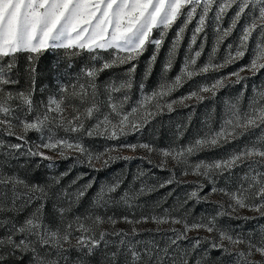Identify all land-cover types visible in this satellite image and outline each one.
Returning <instances> with one entry per match:
<instances>
[{
	"label": "snow or ice",
	"instance_id": "obj_1",
	"mask_svg": "<svg viewBox=\"0 0 264 264\" xmlns=\"http://www.w3.org/2000/svg\"><path fill=\"white\" fill-rule=\"evenodd\" d=\"M233 8L235 11L229 27L223 28L221 22ZM210 13L217 33V47L244 19L235 49L228 45L229 52L222 63H213L210 59L208 63L196 67L203 50L201 47L186 59L181 73L171 82L161 83L150 94L144 93V84L141 83L140 99L126 110L136 62L148 46L152 45L154 51L149 58L145 78L151 75L165 37L177 21L183 18L163 66L165 72L172 68L177 47L188 25L196 20L191 37V44H195L197 36L205 31ZM156 31H159V38H153ZM254 34L256 39L248 64L210 84L200 85L184 96L171 101L166 99L186 80L209 71H219L243 59ZM58 49H63L70 58L88 53L91 63L81 67L75 82H58L55 93L37 101L39 58L50 50ZM215 50L216 47L213 52ZM101 52H109L111 58L105 59ZM21 53L28 54V62L23 69L26 87L16 89L14 86L21 81L17 60ZM126 64L131 65L126 79L119 82L110 80L103 86L97 84L102 72ZM72 67L69 62L67 68ZM246 71L253 76L264 71V0H0V133L18 141L6 143L0 140V229L4 232L0 235V264H89V258L97 255L101 257L100 264H225L224 257H230L231 264H264V231L259 236L252 232L233 234L232 230L219 228L215 217L189 223L185 217L172 216L167 210L163 216L137 220L128 216H104L92 211L69 219L73 207L79 205L93 182L72 193L64 188L54 194L52 189L67 173L52 177L51 185H41L29 183L17 172L5 171L11 160H18L21 156L38 158V163L54 161V156L41 149L63 158H68V153H79L87 157L90 166L94 160L99 161L106 155L107 159L103 160L105 167L117 159H130L111 155L119 148L135 151L139 147L152 152L156 150L152 145L140 143L113 146L93 155L80 137L70 140L58 137L56 132L62 130L65 133H82L87 137L119 140L140 132L165 109L174 111L176 104L191 107L185 101L195 99L202 103L209 98L215 99L218 92L231 82L233 85L242 84V87L235 97L222 101L224 116L219 129L209 128L186 145L158 149L164 160L157 167L163 169L167 159L171 158L184 166L182 175H187V169L191 168L193 174L206 178L212 184L209 192L201 196L204 185L198 184L189 198L199 202L206 200L210 194L222 193L230 201L228 208L231 212L223 210L224 205L221 204L222 211L218 215H232L238 209L247 208L264 217V84L254 87L247 103H244L246 81L250 78L242 75ZM69 108L72 111L67 114ZM87 121L94 123L86 128ZM29 132L40 133L41 142L31 144ZM182 135L183 130L178 126L177 139ZM245 137L248 138L247 143L225 157L211 162L200 160L189 163V158L201 151L222 147ZM52 166V163L48 164L49 168ZM236 169L246 170L237 174ZM217 177L223 178L226 184L233 181L235 187L232 190L218 188ZM174 182L173 174L159 187ZM121 183L117 180L102 186L95 194L93 205L101 209L113 203L131 207L139 196L155 190L142 185L139 191L131 194L125 190L119 200H115L111 194L120 188ZM53 195L57 202L64 201L63 204H53L55 223L49 221L45 213ZM26 209L31 211L18 221L17 217ZM149 219L156 224L181 225V228L167 229L171 235L163 246L155 240L137 239L142 233L134 225L146 223ZM121 221L133 227L128 231L117 229L115 226ZM106 223L111 225V230L102 227ZM200 230L217 235L192 237L190 247H182L181 242L189 241L190 232ZM73 251L78 254L75 260L71 258ZM211 252L220 255L212 260Z\"/></svg>",
	"mask_w": 264,
	"mask_h": 264
},
{
	"label": "rangeland",
	"instance_id": "obj_2",
	"mask_svg": "<svg viewBox=\"0 0 264 264\" xmlns=\"http://www.w3.org/2000/svg\"><path fill=\"white\" fill-rule=\"evenodd\" d=\"M235 8L230 10L223 18L221 26L223 28L229 27L231 17ZM183 18L177 21V24L167 33L164 43L159 51L157 60L153 65L151 75L145 78V71L149 62L150 56L153 54L154 48L152 45L148 46L147 51L136 62L137 67L133 76V87L130 91V100L125 106L126 110L132 106H135L136 102L140 99L141 92L139 85L144 84V93L150 94L152 91L157 90L161 83L171 82L174 78L181 73V70L185 64L186 59L191 58L194 52L203 48L201 56L197 59L196 67H200L211 61L213 63H222L227 57L229 48L228 45H232L235 49L239 40L240 29L245 23L244 19L240 21L237 28L228 36L219 46H216L217 33L214 30V24L210 19L205 27V31L197 36L195 44H191V37L193 30L196 27V20L194 19L184 32L181 39L175 57L173 58L172 68L165 72L163 66L168 59L169 50L176 38L178 28L182 25ZM153 38H159V31L154 32ZM255 34L252 41L249 42V50L245 57L236 61L233 64L222 68L219 71H209L206 74L198 75L191 80H186L182 86L174 91L170 96L166 97L171 101L178 97L184 96L189 92L197 89L200 85L210 84L217 78L225 76L227 73L236 71L241 66L249 63L252 58L253 48L255 43ZM191 45V47H190ZM216 47L215 52L213 48ZM101 56L105 59H110L109 52H101ZM27 53L18 54V66L21 71V81L19 85L14 86L16 89L26 87V81L23 78V69L27 65ZM71 62L73 67L67 68V64ZM90 55L83 53L76 57H68L63 49L50 50L44 53L38 61L37 66V81H36V95L37 101L46 99L49 94L56 92L57 83L67 84L70 81L75 82L78 77L79 70L85 65H89ZM99 62H97L98 64ZM131 65H121L105 72H102L98 77L97 84L105 85L110 80H116L119 82L121 79L127 78V70ZM65 73H67L65 75ZM242 75L250 77L247 81V93L245 94L244 103H247V97L252 94L254 87L264 84V71H261L257 75L253 76L249 72H244ZM234 81L235 78L233 77ZM229 86L221 89L215 99H206L202 103L195 99L185 101L186 107L181 104L174 105V111L168 112L166 109L163 114L157 115L150 121L140 132L132 133L126 137H121L119 140H109L102 137H87L82 133H65L64 131H57L56 135L61 138L74 139L76 137L81 138L83 145L90 149L93 155L103 153L105 149L123 145V144H140L147 143L153 146L154 151L148 152L146 149L137 148L135 151L129 148H119L117 151L111 152L113 156L130 157V159H117L114 162H110L108 166H104L103 160L107 159V156H103L99 161L94 160L93 165L90 166L87 157L76 152L68 153V158L60 157L57 153L41 149L45 151L47 155L54 156V161H43L38 163V158H27L21 156L18 160L13 159L10 161V166L5 168L8 173L17 172L21 177H24L29 183H37L41 185H51L52 177H61L62 173H67L60 179V184L56 185L52 192L58 194L61 189L67 188L69 193L75 192L81 186L92 183V187L88 189L87 194L80 200L79 205L73 207V211L69 214V219L75 215H85L90 211L95 214L104 216H115L120 218L122 216H128L132 220L140 219L141 217L163 216L165 210L177 217H185L189 223L197 222L200 220H209L215 217L217 226L221 229L232 230L233 234L237 232L248 233L252 232L256 236H259L261 231H264V217H259L255 212L250 211L247 208L238 209L236 213L232 215H218L222 211L220 205H224V209L231 212L228 208L230 203L227 196L222 193H213L208 195L206 200L196 201L190 199L189 194L193 190H197L198 184H203V191L200 192L201 196H204L209 192L212 184L203 176H197L193 174L191 168H188V174L182 175L181 172L184 169L182 164H178L171 158L167 159L165 167L162 169L157 167L160 165L164 158L160 155L158 149L167 148L169 146L186 145L189 142L197 138L198 135L206 132L211 128L212 130H218L224 116V109L222 101L225 99H231L235 97L242 87V84H232L228 82ZM44 91L41 92L40 89ZM119 95V94H117ZM204 95L210 96L205 93ZM71 108L68 109L67 114L71 113ZM94 121H87L85 127L87 128ZM178 126L183 130V135L177 139ZM20 131L19 128L16 129ZM258 131V130H257ZM45 135L47 133L45 132ZM40 133L29 132L28 140L31 144H39ZM0 140L6 143H17L18 141L14 137H8L0 133ZM248 138H242L239 141L224 144L222 147L213 148L210 150H204L189 158V163L193 164L200 160L211 162L213 160L220 159L229 155L231 152L237 150L243 144L247 143ZM2 159V157H0ZM151 161V163H149ZM52 163V167L49 168L48 164ZM246 169H236L237 174L242 173ZM143 173V175H140ZM175 176V182L168 184L165 187H159L161 183H164L168 179ZM139 177V178H137ZM117 180L122 181L120 188L113 194L115 200H119L120 195L128 190L130 194L132 192L139 191L141 186L154 187L155 190L146 192L144 195L139 196L131 207L123 203L109 204L106 208H96L92 201L95 194L102 186L115 183ZM75 181V183H73ZM216 186L218 188L226 187L232 190L235 187L233 181H229L227 184L223 178H216ZM186 201V203H185ZM63 204L64 201H56L55 195L49 199L45 213L49 221L56 222V214L53 211V204ZM31 209H26L19 217L18 221H22L24 216L28 214ZM239 216L241 218H234ZM242 217H256L255 219H243ZM141 230L142 235L136 237L141 240H155L162 246L166 242L167 237L171 235L167 229L171 227L181 228V225L172 224H156L151 219L146 223H140L134 225ZM104 229L111 230L110 224L102 225ZM117 229L130 230L133 225L121 221L115 226ZM161 229V231H157ZM3 229H0V235H3ZM217 233L209 234L204 230L199 232L192 231L189 233V241H183L182 247H190L191 238L195 236H216ZM112 239H116L113 237ZM203 247H207L204 245ZM243 247V245H241ZM199 251V250H198ZM75 251L72 252L71 258L75 260L77 257ZM218 252H211L210 257L212 260H216L219 257ZM195 256V254H194ZM258 258V257H257ZM27 257L25 260L27 261ZM225 264H231L230 257H224ZM101 257L97 255L89 258V264H100Z\"/></svg>",
	"mask_w": 264,
	"mask_h": 264
}]
</instances>
